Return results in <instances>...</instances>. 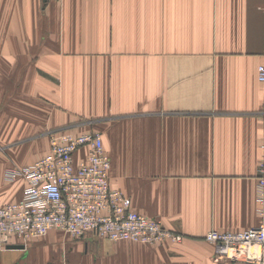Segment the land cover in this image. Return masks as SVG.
Here are the masks:
<instances>
[{
    "label": "crops",
    "instance_id": "crops-1",
    "mask_svg": "<svg viewBox=\"0 0 264 264\" xmlns=\"http://www.w3.org/2000/svg\"><path fill=\"white\" fill-rule=\"evenodd\" d=\"M264 0H0V206L50 134L103 135L111 184L183 241L62 231L0 243V264H217L212 230L260 224ZM86 149L75 155L78 164Z\"/></svg>",
    "mask_w": 264,
    "mask_h": 264
},
{
    "label": "built area",
    "instance_id": "built-area-1",
    "mask_svg": "<svg viewBox=\"0 0 264 264\" xmlns=\"http://www.w3.org/2000/svg\"><path fill=\"white\" fill-rule=\"evenodd\" d=\"M258 78L264 83V65L258 67ZM82 149L86 157L76 164L75 155ZM110 169L101 133L52 132L45 156L5 173L7 182L24 179L27 187L20 201L0 206V243L8 245L11 238L26 242L52 230L74 239L93 235L146 245L182 242L183 235L133 209L131 199L112 186ZM258 181L260 224L237 232L212 230L205 237L217 264H264V161Z\"/></svg>",
    "mask_w": 264,
    "mask_h": 264
},
{
    "label": "rangeland",
    "instance_id": "rangeland-1",
    "mask_svg": "<svg viewBox=\"0 0 264 264\" xmlns=\"http://www.w3.org/2000/svg\"><path fill=\"white\" fill-rule=\"evenodd\" d=\"M110 171H111V169H110ZM65 235V234H64ZM65 240H68V239H74L73 237H71V236H69V235H65Z\"/></svg>",
    "mask_w": 264,
    "mask_h": 264
}]
</instances>
